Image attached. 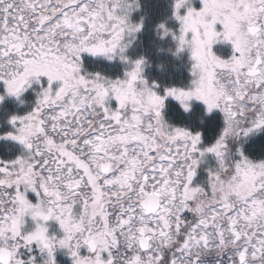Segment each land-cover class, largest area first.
<instances>
[{"label":"snow or ice","instance_id":"6c2138e0","mask_svg":"<svg viewBox=\"0 0 264 264\" xmlns=\"http://www.w3.org/2000/svg\"><path fill=\"white\" fill-rule=\"evenodd\" d=\"M131 10L130 0H0V82L19 96L48 80L7 133L26 151L0 160V264H57V249L73 264H201L225 253L227 264H264V160L232 149L264 129V0H203L199 10L176 0L177 52L190 50L193 80L165 95L142 58L123 79L83 71V53L128 60L126 37L142 28ZM221 40L228 59L213 51ZM167 97L220 110L215 142L202 147L201 132L169 124ZM207 154L218 164L194 183Z\"/></svg>","mask_w":264,"mask_h":264},{"label":"trees","instance_id":"16d2710c","mask_svg":"<svg viewBox=\"0 0 264 264\" xmlns=\"http://www.w3.org/2000/svg\"><path fill=\"white\" fill-rule=\"evenodd\" d=\"M138 7L133 16L136 22L142 24V28L130 50V56L145 60L146 76L151 81H156L161 91L170 87L187 86L190 79L185 63L187 56L176 52L171 35L161 38L163 29L159 27L164 24L171 29L172 0H139ZM82 63L86 69L95 73H116L115 70L110 72V65L101 61L94 62L89 55H83ZM177 104L170 102L166 105L167 114L174 124L193 132H201L202 140L207 144L217 138L222 128L220 116L205 117L197 107L186 112ZM243 148L248 158L254 161L264 160V130L255 139L247 141Z\"/></svg>","mask_w":264,"mask_h":264},{"label":"rangeland","instance_id":"374dc122","mask_svg":"<svg viewBox=\"0 0 264 264\" xmlns=\"http://www.w3.org/2000/svg\"><path fill=\"white\" fill-rule=\"evenodd\" d=\"M175 3L176 0H172V25H171V30L172 32L169 34L172 37V41L173 43H175V49L177 52V42L173 39V34L175 35H179L180 34V28H181V22L179 20L176 19L175 16ZM190 4L192 7H194L195 9L199 10L203 7V0H190ZM138 6L133 5L132 6V10L130 12V19L132 21V23L134 24H139V22H136L134 20V14L135 12L138 10ZM187 13V7H184L180 10V14L181 15H185ZM218 30H222V26L218 25L217 26ZM141 30V29H140ZM140 30L134 34H132L131 36L126 37V41H130V43L128 44V47L126 48L125 52L123 53L124 56H126L128 58L127 61L122 60L120 58V56H114L113 59H108L106 56L103 55H93V54H89V53H83L82 54V62H83V55H89L90 59H92L94 62L97 61H101V62H105L107 63L109 66V69L111 70L110 72H112L113 70H115V74H111V73H99L101 75H104L106 77L112 78V79H123L125 77V73L127 70H129L133 65L131 62L136 61L138 59L132 58L130 56V50L132 49L133 44L136 42V39L138 38V34L140 32ZM163 32V30H162ZM161 32V34H162ZM168 35V36H169ZM165 38V37H164ZM213 51L219 55L221 58L224 59H228L231 57V55L234 52L233 46L231 45L230 42H226V41H218L216 44L213 45ZM178 53V52H177ZM179 54L182 55H186L187 56V60H185V63L187 64V69L189 71V75H190V79L188 81V85L191 84V81L193 80V76L191 73V64L192 61L190 59L191 57V53L189 49H184L183 51H180ZM83 64V63H82ZM83 71L88 72V73H93L96 74L95 72L89 71L88 69H86V67L83 65ZM119 73V74H118ZM144 77L148 80V82L151 84L152 82H156V81H151L145 74V67H144V73H143ZM62 82H53V88H58L61 85ZM157 83V82H156ZM158 84V83H157ZM48 86V80L46 77H41L39 82L37 81H33L31 87H28L27 90L21 95V97L19 99H17L15 96L12 95H7L6 91V85L3 82H0V96H3V100L0 101V116L1 114H3L4 111H2L4 108H6V106L8 105H14V109H17L16 111H20V112H16L14 114V116H23L26 115L27 113H29L30 111L33 110V108L35 107L37 101H38V94L40 92L43 91L44 88H46ZM2 89H4V92H2ZM159 94L161 95H165V91L166 89H164V91L160 90V86L158 89H156ZM10 100L16 101L15 104H13V102H9ZM23 100L24 103L21 104L20 101ZM170 102H175L177 105H180L182 107V105L180 104L179 101H177L174 97H167L166 101H165V108L163 109V114L165 116V119L172 125L175 126H180L177 124H174L169 115L167 114V103ZM12 103V104H11ZM116 101L113 100V106H116ZM20 105V108L17 106ZM190 110H192L194 107L199 108V110H202L203 114L205 115V112L207 110L206 105L202 102V101H198L195 98H193V100L190 102ZM183 108V107H182ZM184 110V108H183ZM185 111V110H184ZM214 115H218L220 116V120L222 122V128L224 127V118H223V113L220 110H213V112L209 115H205V117H213ZM13 117V116H12ZM11 117V119H12ZM11 119H10V123L8 122H3L2 118L0 117V134H2L4 132V130H8L9 132H14V126L11 123ZM183 127V126H180ZM221 128V130H222ZM190 130V129H189ZM264 129H260L257 130L256 132H254L253 134H250L247 137H242L237 141H233L232 142V149L233 152L236 153L235 158L239 159V152L238 150L242 148L244 155H246L245 150L243 148V145L247 142L250 141L252 139H255V137H257L258 135L263 133ZM193 132V130H191ZM221 132V131H220ZM219 132V134H220ZM196 133V132H193ZM219 136V135H218ZM217 136V137H218ZM217 139V138H216ZM215 139V140H216ZM215 140L212 143H204L202 140V147L205 146H210L211 144H213L215 142ZM10 146H14L12 145V143H10ZM25 147H21V149L19 150L20 153H24L25 152ZM251 159V158H249ZM218 164L214 154H207L206 158L201 162L200 166L197 169V176L194 179V183H200L201 181H204L208 178L209 176V170L213 167H216ZM35 196V195H34ZM36 199V197H35ZM186 215H189V213H185ZM54 232L58 233V235L60 234V230L58 225H56V227L53 229ZM63 253L64 249H61ZM227 256L228 253H225L224 256L222 257H216L214 255H209L206 257L202 258L201 264H227ZM59 259H61V255H58ZM71 256L69 254H67L66 260H61L62 263H68V260ZM65 259V257H63Z\"/></svg>","mask_w":264,"mask_h":264},{"label":"flooded vegetation","instance_id":"af4514ba","mask_svg":"<svg viewBox=\"0 0 264 264\" xmlns=\"http://www.w3.org/2000/svg\"><path fill=\"white\" fill-rule=\"evenodd\" d=\"M2 92H4V89H2ZM5 92H7V91H5ZM7 95H10V94L7 93ZM11 101H13V100H10L9 102H11ZM13 106L14 105H8V106H6V108H4V110H3L4 112L0 116L4 123L5 122L10 123L11 117L14 116V114L16 112H20V111H16L17 109H14ZM18 107L20 108V105H18L17 108ZM14 132H15V128H14ZM7 133H9V131L4 130V132L2 134H0V160H10V159H15V158L19 157L22 154L19 152V150L21 149V147H24V145H22L20 142L13 140L11 137L7 136ZM10 143H12V145H14V146L11 147ZM29 197L33 200V202H35L36 199H35L34 194L29 193ZM55 227H56V224L54 222H52L51 231H53V229ZM64 252L65 253H63L61 249H57V251L55 252V258H56L57 264H66V263L61 262V260H66V257L68 254L67 250H64ZM59 254L61 255V259H59V257H58ZM82 254H86V249H82ZM63 257H65V259ZM40 259L42 261L43 257H40ZM67 260H68L67 264H73L72 257H70Z\"/></svg>","mask_w":264,"mask_h":264},{"label":"clouds","instance_id":"9594fccd","mask_svg":"<svg viewBox=\"0 0 264 264\" xmlns=\"http://www.w3.org/2000/svg\"><path fill=\"white\" fill-rule=\"evenodd\" d=\"M130 2L132 3V6L133 5H136V6H138V4H139V0H130ZM188 2L190 3V0H188ZM130 15V14H129ZM131 20V19H130ZM132 22V21H131ZM161 25H164V24H161ZM161 25L159 26L160 28H161ZM165 26V25H164ZM165 28H167L166 26H165ZM161 29H163V32H162V34H161V38H164V37H166V36H168L171 32H172V30L171 29H169V28H167V33H165V29L164 28H161ZM173 34V39L177 42V45H178V47H177V49L179 48V41H178V39L176 38V35L174 34V33H172ZM185 49H187V46H185ZM144 60V59H143ZM145 60H144V67H145ZM133 67V66H132ZM131 67V68H132ZM25 92V91H24ZM23 92V93H24ZM23 93H21L19 96H16V95H12V96H15L17 99H19L20 97H21V95L23 94ZM20 103L21 104H23L24 103V101L23 100H21L20 101ZM185 110V109H184ZM186 112L187 111H190V108L188 109V110H185ZM209 114H211V113H209L207 110H206V112H205V115H209ZM168 122V121H167ZM169 123V122H168ZM170 124V123H169Z\"/></svg>","mask_w":264,"mask_h":264}]
</instances>
